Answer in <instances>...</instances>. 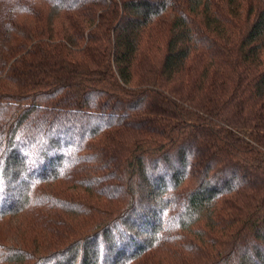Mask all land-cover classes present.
I'll use <instances>...</instances> for the list:
<instances>
[{
    "label": "trees",
    "instance_id": "obj_1",
    "mask_svg": "<svg viewBox=\"0 0 264 264\" xmlns=\"http://www.w3.org/2000/svg\"><path fill=\"white\" fill-rule=\"evenodd\" d=\"M0 264H264V0H0Z\"/></svg>",
    "mask_w": 264,
    "mask_h": 264
}]
</instances>
